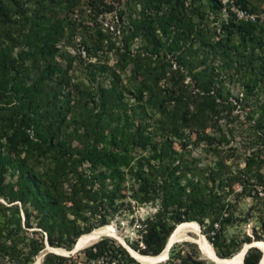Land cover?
<instances>
[{
	"label": "trees",
	"instance_id": "16d2710c",
	"mask_svg": "<svg viewBox=\"0 0 264 264\" xmlns=\"http://www.w3.org/2000/svg\"><path fill=\"white\" fill-rule=\"evenodd\" d=\"M13 1L0 0V197L10 204L0 203L1 261L29 264L45 243L67 250L76 241L80 244L106 222L109 210L124 203L129 180L136 185L131 192L136 203L159 202L152 217L137 220L142 247L135 249L141 254L159 255L175 228L190 221L200 225L221 258L241 250V242L264 236V149L252 152L244 167L231 173L226 156L212 166H197L196 158L187 163L172 140L194 134L196 142L217 153L226 141L225 134L206 133L213 121L235 107L222 94L224 88L216 84V77L210 75L201 91L185 86L181 73L172 78L181 67L192 74L194 57L203 52L201 62L217 60L211 71H225L241 83L242 97L237 99L251 100L246 119L254 122V136L264 144V20H239L229 12L214 32L206 27L204 6L220 13L218 0H147L152 12H143L131 32L147 39L151 55L164 46L156 30L167 36V48L175 57V69L168 62L171 76L166 80L167 60L140 57L133 60L132 84L111 66L103 64L96 71L88 62L93 83L72 85L54 60L58 43L66 37V23L25 31V25L34 22L26 12L14 17ZM188 5L198 17L193 24L188 22ZM73 24L69 22L71 31ZM97 35L100 41L107 37L102 30ZM195 42L198 48H193ZM119 61L127 63L125 54ZM31 70L34 75L27 82ZM97 72L106 75V86L102 78L94 81ZM8 174L15 177L13 182H6ZM216 182L218 190L212 188ZM235 183L259 204L261 232L253 241L250 236L241 242L225 236L228 225L237 219L227 197ZM7 209L12 210L9 216ZM21 217L25 228L35 223L44 235L39 230L32 237L20 234ZM78 252L47 253L46 260L55 263H44L78 264ZM80 252L86 258L83 264H141L105 236ZM198 257L172 245L168 258L159 264L206 263ZM261 259L262 251L251 246L242 264H258Z\"/></svg>",
	"mask_w": 264,
	"mask_h": 264
},
{
	"label": "rangeland",
	"instance_id": "374dc122",
	"mask_svg": "<svg viewBox=\"0 0 264 264\" xmlns=\"http://www.w3.org/2000/svg\"><path fill=\"white\" fill-rule=\"evenodd\" d=\"M240 1V4L243 3L245 5V7H242L248 12L259 14L264 10V0ZM11 6L15 11L13 13L14 17L26 12L27 16L31 17L33 20V25L29 23L25 25V31L30 27L33 29L38 27L39 29H48L66 23L64 25L66 37L64 40H61L58 43L59 49L54 56V60L57 62V65L65 70L66 73L71 77L70 82L72 85L77 83H84L85 85L91 84L93 80L91 77H88L90 76L88 75V62L93 64V67L96 69V71H98L103 66V64L111 66L114 70L120 73L124 82L131 84L133 82L131 73L133 68V60L137 58L151 57L153 60L156 58L157 60L159 59V61L167 60L165 61L166 68L168 69L166 71V80L167 77L171 76L170 74H172L171 71H169L170 68H176L174 65L175 57L172 55L173 52H170L167 48V43L169 40H167V36L163 35L160 30H156V33L161 38L164 46L159 48L158 52L152 55L151 51L147 49V39L140 35L136 36L133 34V32H131L133 23L137 20H140L143 12H152L150 7L151 5L147 0H73L72 3L71 0H14L11 3ZM204 8L206 10V27L211 31L218 32L217 30L219 29L221 23L225 20L226 16L222 11H220V13L216 12L211 7H209V5H205ZM186 13L188 15V22H190V24H193L197 21L198 17L194 13L193 9H191L190 5L187 6ZM72 20L74 21V24L72 23ZM68 21L73 24L74 29L72 31L70 30ZM15 28L17 29L18 27ZM98 30H102V32L107 35V37L102 41H100L101 39L98 38ZM185 38L186 37H184L182 40L185 41ZM236 40L238 42V37H236ZM99 43L100 46L98 45ZM97 45L99 48L94 49L93 47ZM197 46L198 43L195 42L193 48H198ZM86 48H88V50H86ZM124 54L126 56V60H128L126 63L127 65L122 64L121 61H119L120 57L124 56ZM203 54V52H200L198 54L199 58L194 57L195 63L192 74L188 73L181 67L179 72H173L172 78L175 80L181 73L184 75L183 82L185 86L188 85L192 89L201 91L205 85V80L210 75H214L216 77L214 78L216 84H219L224 88L222 94L228 95V99L233 101L235 107L229 115L221 116L219 119L213 121L207 127L206 133L208 135L215 134L216 136L225 134L226 141L223 140L221 145L217 147L218 153L213 147L206 148L205 143L196 142L194 134L189 135L186 139L172 138L173 146L178 152L184 154V158L187 163L190 164L192 158L198 159L197 166H212L214 160L219 157L226 156L225 163L230 167L231 173H237V171L244 167L245 158L247 156H250L252 152L256 151L257 149H264V144L262 141L254 136V122L252 120L246 119V112L251 107H253V104L250 103L251 100L247 103L241 100L239 101L237 98L242 97L243 90L241 83L235 80V76L232 77L231 75H227L225 71H220L219 73H217L215 69H212L211 71L212 67L217 66V60H207L206 63L201 62ZM168 62H171L170 68H168ZM42 63L43 62L40 61V64ZM33 75V70L27 73L25 76L26 81L29 82L31 76ZM94 76L95 82L101 80L102 78L103 85H107L105 80L106 75H101L97 72ZM87 77L90 79H87ZM162 81L165 82V78L162 79ZM261 97L262 96L259 98ZM218 100H220V98ZM1 145L2 143L0 142V150L2 149ZM85 165H88V162H85ZM261 170L264 172V165L261 167ZM14 179L15 177L10 176L9 174L6 176V182H13ZM250 181L252 182L253 180L250 179ZM135 186L136 185L131 180L125 183L127 197L123 200L124 203L119 205L116 211L109 210L106 213V222L102 225L96 226L94 230L84 237V240L93 231L103 226H111L132 249L136 250L135 247H142V243L140 242L141 233L138 230L139 222L137 220L144 221L146 218L152 217L159 207V202L155 201L148 203H136L131 196V192ZM212 188L214 190H218L217 182ZM224 188H227V186H224ZM246 188H250V185ZM242 190V185L240 183H235L231 192L227 194V197L232 200L233 204L231 210L237 219L228 225L225 231V236L227 239L233 237L239 242L245 240L246 236H250L251 241H253L255 240L253 238L254 235L261 232V224L257 216L260 212L258 206L259 204L257 202L255 203L254 199L252 198V193L250 195H246ZM226 191L227 190L225 189V192ZM119 202L120 201H118V204ZM0 203L4 205H10L2 197H0ZM246 212H249L250 214L246 215ZM6 214L8 216L11 215L12 210L7 209ZM22 214L23 213L20 211V216H23ZM23 222V217H21L22 229L20 234H25L28 237H32L35 236L34 230H39L38 232H41L44 235V232L40 231V229L35 226V223L33 224V227L25 228L23 226ZM206 222H208V219H206ZM184 224L189 226L190 231L187 234L189 237H191V239H182L176 241L173 245H177V248H179L181 252L193 254L195 257L199 256L198 258L205 260V264H216L211 255L196 242V239H198L201 235H204L200 225H198V223L195 221L185 222L178 225V227L175 228V231H177ZM196 233H198V235ZM103 236L115 240L117 243L121 244L114 236L102 235L101 237ZM206 240L209 242L207 238ZM259 241L264 242V236H261L260 239L253 242ZM241 243L242 249L247 242ZM19 246H21V244H19ZM83 248L77 250L79 251L77 253L79 262L78 264H83L86 262L84 254L80 252V250ZM214 251L216 252L215 249ZM47 253L57 254V252L55 253L50 250L47 246V243H45L43 249L33 257L32 262L29 264H45V261H51L55 263V259L51 258L49 259L50 261L46 260L45 255ZM74 254L75 252L70 255ZM92 261L93 260H90V262ZM56 263L58 262L56 261ZM159 263L161 262L156 264ZM0 264L14 263L5 258L2 261L0 259Z\"/></svg>",
	"mask_w": 264,
	"mask_h": 264
},
{
	"label": "bare ground",
	"instance_id": "6f19581e",
	"mask_svg": "<svg viewBox=\"0 0 264 264\" xmlns=\"http://www.w3.org/2000/svg\"><path fill=\"white\" fill-rule=\"evenodd\" d=\"M189 226L188 225H182L177 231H175L172 236L170 234L168 239V244L172 246L176 241L182 240V239H191L189 235L187 234L189 232ZM198 235V233H196ZM102 235H111L114 236L119 242L126 243L125 240L116 233V231L111 227V226H103L95 231H93L89 236L85 238V240L81 244H76V248L79 250L93 242H95L98 238H100ZM200 236V235H199ZM196 242L204 248L212 257L214 262L216 264H242L243 262V251L244 249L242 248L238 253H236L233 256L230 257H224L221 258L217 256L215 253L212 245L206 240L204 235H201L198 239H196ZM253 245L259 246L264 251V242H251ZM250 243L245 244L244 246L249 245ZM48 248L52 250L53 252L57 253H63L66 254L67 251L63 248H55L50 245H48ZM130 253L134 258L138 261L141 262L142 264H156L158 262H162L166 260V249H164L159 255H146V254H141L136 250H132L129 248ZM169 253V252H168ZM258 264H264V255L262 256V259Z\"/></svg>",
	"mask_w": 264,
	"mask_h": 264
},
{
	"label": "built area",
	"instance_id": "2783aa9c",
	"mask_svg": "<svg viewBox=\"0 0 264 264\" xmlns=\"http://www.w3.org/2000/svg\"><path fill=\"white\" fill-rule=\"evenodd\" d=\"M222 4V12L225 16L230 12L239 20H264V10L259 14L248 12L247 10L240 7L235 0H218Z\"/></svg>",
	"mask_w": 264,
	"mask_h": 264
},
{
	"label": "water",
	"instance_id": "95a60500",
	"mask_svg": "<svg viewBox=\"0 0 264 264\" xmlns=\"http://www.w3.org/2000/svg\"><path fill=\"white\" fill-rule=\"evenodd\" d=\"M199 225V224H198ZM76 243H77V241L74 243V245H73V247H72V249H70V250H66L67 251V253L66 254H63V253H57V254H60V255H70V254H73L74 252H76L78 249L76 248ZM121 244H122V246L123 247H125L126 248V250L128 251V253L132 256V254L130 253V251H129V249H128V247L129 248H131L127 243H122V242H120ZM251 246H256V245H253L252 243H250L249 245H247V246H244L243 247V249H244V251H243V256H244V254H245V252H246V250L249 248V247H251ZM170 245L168 244V241H166V243H165V246H164V248H163V250L164 249H166V259L168 258V252H169V249H170ZM256 247H258L259 248V246H256ZM132 249V248H131ZM261 251H262V256L264 255V251L261 249V248H259ZM133 250V249H132ZM162 250V251H163ZM161 251V252H162ZM56 253V252H55ZM132 257H134V256H132ZM141 263V262H140Z\"/></svg>",
	"mask_w": 264,
	"mask_h": 264
}]
</instances>
